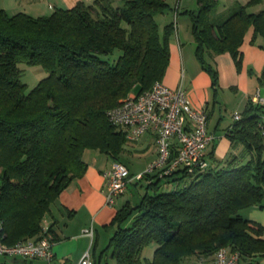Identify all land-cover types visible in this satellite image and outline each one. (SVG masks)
<instances>
[{
    "label": "trees",
    "instance_id": "trees-1",
    "mask_svg": "<svg viewBox=\"0 0 264 264\" xmlns=\"http://www.w3.org/2000/svg\"><path fill=\"white\" fill-rule=\"evenodd\" d=\"M196 1V10L183 12L191 21L195 57L216 88L217 71L205 55L228 52L238 66L247 28L254 29L253 43L257 36L264 40V9L247 10L262 0L236 3L221 15L214 14L216 0ZM178 10L179 0H82L37 17L0 8L3 243L42 234L59 195L85 172L86 151L126 166L121 158L132 142L110 124L106 111L161 81ZM169 14L172 21L162 23ZM22 64L45 72L29 90ZM261 115L260 106L248 105L227 128L240 152L221 165L191 173L179 168L166 176L144 172L136 181L144 186L139 199L126 202L110 222L103 254L117 264H184L207 260L220 247L236 251L240 264L264 255V227L239 214L264 200ZM150 246L152 255L144 256Z\"/></svg>",
    "mask_w": 264,
    "mask_h": 264
},
{
    "label": "crops",
    "instance_id": "crops-1",
    "mask_svg": "<svg viewBox=\"0 0 264 264\" xmlns=\"http://www.w3.org/2000/svg\"><path fill=\"white\" fill-rule=\"evenodd\" d=\"M79 1L82 0H0V8L9 14L24 12L37 17L50 14L57 8L70 9ZM216 1L214 14L221 15L236 3L245 5L248 0ZM197 8L196 0H179L178 15L169 42L170 60L161 82L169 88L182 84L193 106L205 108L207 131L213 135L212 145L209 146L205 157L211 166H216L221 165L230 155L240 152L239 146L232 147L226 131L235 122L231 118L233 112L241 115L246 106L257 105L254 103L256 96L264 99V47L261 46L264 40L257 36L253 43L251 39L254 29L248 27L238 48L241 54L238 66H235L233 57L228 52L206 54L207 61L217 71L218 82L216 88H213L208 73L201 68L195 57V44L190 32L191 21L188 14L183 12ZM262 9L264 0L247 8L249 12H259ZM172 19L173 14H169L162 17L161 21L171 22ZM155 136L153 133H146L138 141L127 145L124 151L126 157L137 154L138 158L147 159V165L141 170L134 168L133 161L126 164L132 176L141 174L156 157ZM84 161L87 163L85 172L66 187L57 198V204L52 207L51 214L44 217V232L54 243L52 260L47 262L39 258L0 257V264H77L86 251H89L95 261L97 247L103 255L102 249L107 245L114 228L109 225L110 222L126 202L134 203L139 199L144 186L141 187L136 180H131L135 188H129L126 193L117 196L111 206L106 205L103 173L112 162L104 154L91 150L84 153ZM135 190L137 194H134ZM239 214L264 227V200L261 205L243 208ZM49 227L51 232L48 231ZM86 228L93 230L92 241L82 234ZM153 249L152 246L146 247L143 255L150 257ZM198 260L200 259L192 258L184 264H193ZM248 260L252 264H264V255H257Z\"/></svg>",
    "mask_w": 264,
    "mask_h": 264
},
{
    "label": "built area",
    "instance_id": "built-area-1",
    "mask_svg": "<svg viewBox=\"0 0 264 264\" xmlns=\"http://www.w3.org/2000/svg\"><path fill=\"white\" fill-rule=\"evenodd\" d=\"M176 15H174V23ZM254 103L262 109V119L258 124L264 141V99L256 96ZM108 121L125 133L126 139L138 141L143 134H155L157 155L153 162L139 175L130 176L127 167L118 161L113 162L103 173L105 179V203L111 206L117 196L128 190L131 180H140L144 172L159 171V176L170 175L179 168L189 173L208 166L205 154L213 142V135L207 131V113L205 108L194 107L182 84L169 88L161 81L137 95H128L125 99L107 111ZM231 118L239 121L240 113L233 112ZM175 142V154L172 156V143ZM2 223L0 221V257L39 258L51 261L53 240L44 232L28 240L14 244L3 243ZM82 234L91 241L92 228H86ZM236 251L220 247L207 260H198L193 264H240ZM77 264H94L89 251H86Z\"/></svg>",
    "mask_w": 264,
    "mask_h": 264
},
{
    "label": "rangeland",
    "instance_id": "rangeland-1",
    "mask_svg": "<svg viewBox=\"0 0 264 264\" xmlns=\"http://www.w3.org/2000/svg\"><path fill=\"white\" fill-rule=\"evenodd\" d=\"M180 17L181 16H179V18ZM180 22H182V20H180ZM21 68L24 69L22 78H23V81L25 82V84L27 86V90H29L32 87H34L36 85V83L40 79L44 78V76H45V72H44L43 68L41 66H39V65L28 66V65L22 64ZM128 95H132V94H128ZM137 156H139V155L136 154V155H133V157L132 156L126 157L125 155H122L121 160L125 164L131 163V161H133V163L135 165L134 168L136 170H141V168H144L147 165V159L144 158V157L138 158ZM135 157H137V158H135ZM129 188L130 189H134L135 186H133L131 184V182H129ZM134 194H137L136 190H135ZM99 249L100 248H98V247L96 248V252L95 253H96V258L97 259L95 258L96 260L93 261L95 264H117V262H115L114 258L110 257L108 253L102 255L101 254V250H99ZM9 258H11V257H9Z\"/></svg>",
    "mask_w": 264,
    "mask_h": 264
}]
</instances>
